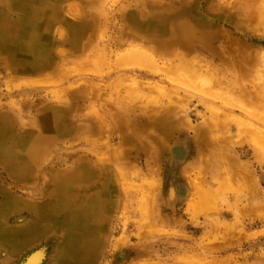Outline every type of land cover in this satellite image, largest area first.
<instances>
[{"label":"rangeland","instance_id":"1","mask_svg":"<svg viewBox=\"0 0 264 264\" xmlns=\"http://www.w3.org/2000/svg\"><path fill=\"white\" fill-rule=\"evenodd\" d=\"M39 1L44 58L0 49V264H264V0Z\"/></svg>","mask_w":264,"mask_h":264},{"label":"bare ground","instance_id":"2","mask_svg":"<svg viewBox=\"0 0 264 264\" xmlns=\"http://www.w3.org/2000/svg\"><path fill=\"white\" fill-rule=\"evenodd\" d=\"M42 6H45V11H43L41 9ZM4 10H8L9 12L15 11V12L19 13L20 15L18 14V17L16 20H11L7 15H5V13L3 12ZM26 10L29 11V17H27V19L23 22L21 13L26 11ZM51 11H53V9L50 6L48 7V5L41 4L39 0H0V49L4 53L5 56L10 58V62L12 60V63L13 62H14V64L16 62L18 63V60H19L18 57L19 56H20L21 61H23L25 59L27 60L28 57H30V58L37 57L39 60L44 58L45 51L38 50V44L36 46V42L42 40L43 31L46 30V26H47V17L51 13ZM52 15H53V13H52ZM52 15H51V17L54 18V16H52ZM10 16H13V15H10ZM57 19H55V20H57ZM49 21H50V18H49ZM45 33H46V31H45ZM59 35L61 36L62 39L65 38V36H66L65 33H61ZM66 39H67V37H66ZM59 40H60V38H59ZM59 40H57V41H59ZM63 41H64V39H63ZM76 41H79V40L76 39ZM47 62H48V60H47ZM252 62L255 63V60H253ZM12 63H10V64H12ZM254 63H252V64H254ZM262 63L264 65V56L262 57ZM252 97H254V94ZM254 100H256V99L254 98ZM57 114H58L57 112H52V111L47 112V113L44 112L42 114V118L46 122V124L49 126V124L52 123V121L57 119V117H58ZM31 142L34 143L32 139L25 137L22 142L13 144L11 146V151H13L16 154L17 158H19V157H21L22 154H26V152H24V151H26L27 149L29 150V152L33 149V145ZM4 145H2V146H4ZM233 171H235V170H233ZM238 174H239V172H238ZM234 175H237V173ZM239 176L237 175V177H234V178L231 176L227 177L226 179L223 178L224 185H222V187L227 186L228 189H230V188L233 189L232 187H234L236 185V186H238V189H239L241 187V185L245 184L248 180V179H246V177H248V176L244 177V175L242 176V173H241V176L240 177ZM191 185H193L194 191H196V193L199 195V198H201L200 195L202 194V196H203V193H204V189L201 186L202 184H200V182H198L197 179H195V182L193 181ZM246 186L248 187L249 185L246 184L245 187ZM144 187L146 188V185H144L142 187V190H145V189H143ZM247 187H246L245 191L249 192L247 190ZM146 189H147V191L149 190L148 187ZM152 189H150V190H152ZM243 189H245V188H243ZM71 191H72V189H71ZM247 192H245V193L247 194ZM206 193H208V192L206 191ZM206 193H204V194H206ZM239 194H243V190H242V193L240 192ZM249 194H250V192H249ZM50 195H51V200L48 204L51 205L52 207H54V206H56L53 202L54 201V198H53L54 195L51 193H50ZM100 195H101V192H96V195L93 194L89 198H84V202L79 207V209L82 210V212H84V213L85 212H89V213L90 212H95V213L99 212L102 216L104 204L100 198L101 197ZM202 199H203V197H202ZM204 199H205V197H204ZM201 203H203V202H201ZM240 204L241 203L239 202V205ZM197 205L199 206L198 203H197ZM68 210H69V208H68ZM196 210H198V209H196ZM239 210H241V208H239ZM247 212H249V211H247ZM254 214L256 215L257 212ZM259 215H260V213L257 214L258 217H259ZM66 219H68V218H66ZM64 221H67V220H64ZM79 246H82V245H79ZM83 247L85 248L86 246L83 245Z\"/></svg>","mask_w":264,"mask_h":264}]
</instances>
